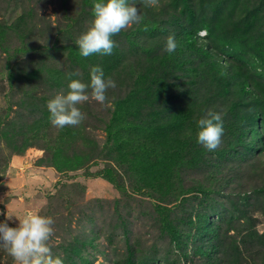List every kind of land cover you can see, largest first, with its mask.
I'll use <instances>...</instances> for the list:
<instances>
[{"label": "rangeland", "instance_id": "374dc122", "mask_svg": "<svg viewBox=\"0 0 264 264\" xmlns=\"http://www.w3.org/2000/svg\"><path fill=\"white\" fill-rule=\"evenodd\" d=\"M96 2L0 0V222L51 217L63 264H264V0H128L142 22L84 58ZM93 66L108 100L54 127L47 103ZM209 110L211 152L196 143ZM0 264H15L2 247Z\"/></svg>", "mask_w": 264, "mask_h": 264}, {"label": "clouds", "instance_id": "9594fccd", "mask_svg": "<svg viewBox=\"0 0 264 264\" xmlns=\"http://www.w3.org/2000/svg\"><path fill=\"white\" fill-rule=\"evenodd\" d=\"M142 3L145 7H155L159 0H142ZM93 15L91 26L75 41L81 57L84 58L94 54L111 55L116 47L112 37L134 24H140L143 20L139 9L130 5L128 0L96 2ZM177 47L175 36L169 35L163 51L172 54ZM71 75L74 74H69ZM115 87V81L111 78L105 79L100 66H93L89 84L71 80L66 95L57 94L47 103L51 124L56 128L79 126L86 116L77 105L89 99L104 105L108 100V89ZM197 128L196 143L210 152L215 151L220 146L224 133L221 114L209 110L197 121ZM12 218L13 215L6 214L5 221L0 222V247L8 252L15 264H63L61 258L53 257L48 245L54 232V220L51 217L28 213L21 219L16 217L19 221L16 227H9L8 221Z\"/></svg>", "mask_w": 264, "mask_h": 264}, {"label": "trees", "instance_id": "16d2710c", "mask_svg": "<svg viewBox=\"0 0 264 264\" xmlns=\"http://www.w3.org/2000/svg\"><path fill=\"white\" fill-rule=\"evenodd\" d=\"M64 16H66V14H65ZM242 88H243V91H247V90H249V89H250V88H249V83L245 82V83L243 84Z\"/></svg>", "mask_w": 264, "mask_h": 264}]
</instances>
